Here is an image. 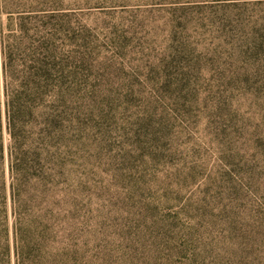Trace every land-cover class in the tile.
Here are the masks:
<instances>
[{
    "label": "rangeland",
    "instance_id": "1",
    "mask_svg": "<svg viewBox=\"0 0 264 264\" xmlns=\"http://www.w3.org/2000/svg\"><path fill=\"white\" fill-rule=\"evenodd\" d=\"M1 9L0 264H14L5 91L33 87L59 156L48 264H264V0Z\"/></svg>",
    "mask_w": 264,
    "mask_h": 264
},
{
    "label": "trees",
    "instance_id": "2",
    "mask_svg": "<svg viewBox=\"0 0 264 264\" xmlns=\"http://www.w3.org/2000/svg\"><path fill=\"white\" fill-rule=\"evenodd\" d=\"M0 11L8 13L6 9ZM1 50L4 71L5 51ZM46 73L42 70L39 74ZM42 94L43 91L35 87L25 89L21 95L13 97L22 99L17 102L5 91L14 264H48L50 256H57L56 250L53 249L52 254L49 249L53 229L42 212V205L45 199L55 196L60 174L59 156L49 152L55 123L42 104Z\"/></svg>",
    "mask_w": 264,
    "mask_h": 264
}]
</instances>
